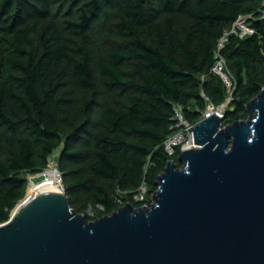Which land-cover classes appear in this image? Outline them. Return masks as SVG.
I'll list each match as a JSON object with an SVG mask.
<instances>
[{"label":"trees","instance_id":"trees-1","mask_svg":"<svg viewBox=\"0 0 264 264\" xmlns=\"http://www.w3.org/2000/svg\"><path fill=\"white\" fill-rule=\"evenodd\" d=\"M262 4L0 0V219L8 221L25 198L27 175L44 173L61 148L66 194L77 213L87 204L79 194H92L109 215L121 208L119 197L134 206L143 184L148 198L142 204L150 206L158 177L178 157L169 158L163 148L176 106L198 122L208 106L202 93L217 107L226 102L228 92L211 69L219 38L243 15L254 16L255 34L232 35L224 51L237 84L224 125L248 118L246 105L264 89ZM57 5H69L77 15L51 20ZM71 83L91 99L83 107L85 120L71 125L63 142L58 112ZM80 146L94 149L91 178L66 171L84 165Z\"/></svg>","mask_w":264,"mask_h":264},{"label":"water","instance_id":"water-1","mask_svg":"<svg viewBox=\"0 0 264 264\" xmlns=\"http://www.w3.org/2000/svg\"><path fill=\"white\" fill-rule=\"evenodd\" d=\"M246 110L189 126L195 147L168 162L150 206L88 221L63 185L25 197L0 227V264H264V89Z\"/></svg>","mask_w":264,"mask_h":264},{"label":"rangeland","instance_id":"rangeland-1","mask_svg":"<svg viewBox=\"0 0 264 264\" xmlns=\"http://www.w3.org/2000/svg\"><path fill=\"white\" fill-rule=\"evenodd\" d=\"M264 2V0H263ZM55 15L52 16L51 20H55L58 21L59 23H63V21L65 20H69L71 18H74L77 13L75 12V9H73L71 6L69 5H57L56 8L54 9ZM186 25L185 21H180L179 25L183 26ZM43 25V24H41ZM97 34L99 33V31H97ZM96 51H95V55H100V53L103 50V46L101 45H97L95 47ZM204 79V77H203ZM61 97H62V105L59 109L58 112V118L60 121V131H61V135H62V140L63 142L66 141V139L69 137V135L72 132V128L71 125H75V126H79L80 124L83 123V121L85 120V116H84V112H83V107L84 104L89 101L91 99V93L88 91H84L83 89H81L80 87L76 86L75 84L71 83L70 85H67L66 88L63 89L62 93H61ZM230 107V105H229ZM62 148L58 151H56L50 158V164L48 169L45 171H53L56 173L57 175V179L59 184L61 185V181H60V177H58L57 172L55 171V169H57L59 171L60 174H62V185L65 189V193H66V183L64 181V168L62 166H60V162H59V157H60V152H61ZM80 151H83L86 154V160L84 165L82 166H78V167H70V168H66V171H74L75 173L77 172H83L86 178H91V173L89 171V166L93 163L94 161V149L92 147L89 148H83L82 146H80L79 148ZM55 164V165H54ZM44 173H42V175L36 174V175H27L26 179L28 182L27 185V191H26V196H28L29 194V188H30V184L31 182L34 183H39L43 180L44 178ZM80 195V202L84 203L87 201L86 206L82 208V212L84 215H86L88 217V220L90 221H95L100 219L103 216H107L105 213V210L103 209V207L100 204H96L94 203V199L92 194H79ZM139 195L135 194L134 195V207L135 208H140L143 206H146L145 204H142L148 197H145V200L143 202L138 201L139 199ZM21 203V201L19 202ZM15 210V209H14ZM13 210V212H14ZM12 212V213H13ZM12 215V214H11Z\"/></svg>","mask_w":264,"mask_h":264},{"label":"built area","instance_id":"built-area-1","mask_svg":"<svg viewBox=\"0 0 264 264\" xmlns=\"http://www.w3.org/2000/svg\"><path fill=\"white\" fill-rule=\"evenodd\" d=\"M253 18V15L240 16L230 29L223 32L217 42V47L215 50V63L211 69V72L222 80L228 92L226 102L223 105L217 107L210 101L205 93H202V96L208 102V106L207 109L202 113L201 119L198 122L188 121L183 114L182 108L180 106H176L175 123L172 127V133L163 144L164 151L169 158H173L176 155L179 156V154L183 152L184 149L195 147V143H193V131L188 130L189 126L194 128L203 120L211 117L214 114L223 119V127L225 126L224 120L229 110V105H231L233 101L237 89V84L234 77L231 75L227 68V61L224 55V51L229 42V38L232 35H236L240 39H245L255 34V30L250 23ZM261 19H264V2L261 9ZM55 171L57 172L58 177H60L59 179L62 186V174H60L57 169H55ZM137 194L140 197L138 201L143 202L145 200V197L148 195L147 187L143 184L138 189ZM116 203L120 207L125 206L122 198L120 197L116 199ZM8 221H2L0 219V227L5 225Z\"/></svg>","mask_w":264,"mask_h":264},{"label":"bare ground","instance_id":"bare-ground-1","mask_svg":"<svg viewBox=\"0 0 264 264\" xmlns=\"http://www.w3.org/2000/svg\"><path fill=\"white\" fill-rule=\"evenodd\" d=\"M61 185L58 182L57 175L53 171H47L44 174V178L39 183L31 182L29 188L28 198L33 197L35 194L48 191H58L61 189Z\"/></svg>","mask_w":264,"mask_h":264}]
</instances>
